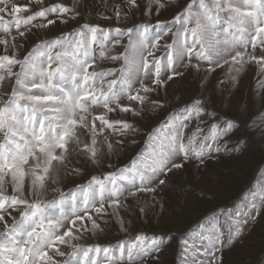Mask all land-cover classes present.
Returning <instances> with one entry per match:
<instances>
[{
	"label": "snow or ice",
	"instance_id": "obj_1",
	"mask_svg": "<svg viewBox=\"0 0 264 264\" xmlns=\"http://www.w3.org/2000/svg\"><path fill=\"white\" fill-rule=\"evenodd\" d=\"M103 4L117 21L140 8L138 0ZM173 6L174 0H146L143 14L158 17ZM86 7V0H72L71 6L0 0V264H162L173 241L181 264H224L225 252L264 214V184L235 214L214 210L178 236L173 230L140 231L115 245L85 242L105 234L109 219L124 233L150 214L162 219L164 206L155 194L172 186L175 173L190 162L199 170L209 160L230 158L244 142L237 135L241 128L264 140V112H253L245 122L247 105L231 91L252 64L264 89V0L186 2L171 21L181 25L182 32L172 35L182 34L183 42L163 45L172 49L166 62L155 51L172 29L150 37L149 24L104 29L84 23L21 54L33 30L83 19ZM123 36L130 37L128 48L113 54L111 47ZM95 45L100 60H120L122 66L96 71ZM189 69L203 72L197 94L151 129L145 149L114 172L92 175L78 186L79 195L43 199L50 184L59 191L63 179L83 175L80 165L113 167L124 138L139 130L112 114H156L167 101L153 94L166 93ZM217 70L224 79L209 90L208 77Z\"/></svg>",
	"mask_w": 264,
	"mask_h": 264
},
{
	"label": "rangeland",
	"instance_id": "obj_2",
	"mask_svg": "<svg viewBox=\"0 0 264 264\" xmlns=\"http://www.w3.org/2000/svg\"><path fill=\"white\" fill-rule=\"evenodd\" d=\"M28 0H16L18 4H25ZM64 2L71 6L72 0H45L46 4ZM87 7L81 11L83 19L69 21L67 24L57 22L56 25L48 29L36 31L30 35L26 41L25 48L21 50L23 55L31 47L41 40H49L60 36L68 35L77 30L84 23L99 24L104 29H127L134 25L149 24L150 37L157 33H162L168 28L172 32L160 41L161 46L155 51V56L162 62H166L167 55L172 49L164 47L165 44H172L174 40L183 42V35L174 37L173 33L182 32L180 24L171 23L173 16L181 10L186 2L190 0H174V6L161 11L157 17L153 14L146 17L144 5L146 0H138L139 9H133L126 20L117 21L110 9H106L103 0H86ZM109 5L118 3L123 6L124 0H108ZM124 11H128L127 8ZM104 12L111 16V19H102L98 15ZM160 22L158 25L157 22ZM70 38V37H69ZM116 37L113 35L112 37ZM120 44L111 47L113 54H123L129 46V36L120 37ZM100 45L94 46V55L97 57L95 70H105L110 68L119 69L122 61H110L99 59ZM259 54V50H258ZM195 63V60H193ZM18 70V69H17ZM258 67L255 64L246 66V70L241 74L239 84L231 88L235 97L247 105L245 122L253 112H264V89H260L257 84ZM203 72L197 73L195 69L186 71L183 79H178L171 83L167 92L162 89L159 96L153 94V98L167 101L166 106L156 114L146 112L141 117H133L131 114L120 113L112 114L113 118L127 119L139 130L134 136L124 138L125 145L123 152L117 157L112 158L113 167L101 166L92 168L84 166L83 175L63 179L58 185L59 191H53L56 187L49 185V190L43 197L44 200L60 199L61 195L70 199L72 193L80 194L79 185H85L92 175L101 176L102 173L114 172L116 168L122 167L134 157L138 152L146 148L145 140L152 128L159 126L162 121H166L169 113L179 109L188 101L190 96L196 93L200 77ZM112 77H109L111 79ZM221 79H224V72L217 70L208 77L209 90ZM219 111V106H217ZM207 121V117L205 118ZM201 127H206L201 124ZM244 138V142L239 145V151L231 154L230 158L222 157L219 161L209 160L206 166L197 170L195 161L186 165V168L175 173L173 176L174 184L164 187L155 194L156 201L164 206L163 218L154 217L152 214L145 220L137 219L131 231L124 233L119 230L117 223L109 219V227L105 234L97 238H89L85 243L90 245L100 244L101 246L115 245L120 241L132 239L137 232L144 231L149 234L153 232H167L173 230L178 236L179 233L191 228L205 214H211L214 210L224 209L235 214L241 210L246 202L245 198H250L251 193L256 190L258 185L264 184V140L259 134L253 135L247 127L241 128L237 134ZM136 143L132 144L131 140ZM235 144V139L232 141ZM57 167H59L57 165ZM151 203V196L147 197ZM159 211V209H157ZM67 251V249H66ZM162 264H181L179 243L173 241L172 246L166 250L161 257ZM106 264V262H105ZM224 264H264V214L258 222L251 227L244 239L235 245L230 251L224 254Z\"/></svg>",
	"mask_w": 264,
	"mask_h": 264
},
{
	"label": "crops",
	"instance_id": "obj_3",
	"mask_svg": "<svg viewBox=\"0 0 264 264\" xmlns=\"http://www.w3.org/2000/svg\"><path fill=\"white\" fill-rule=\"evenodd\" d=\"M90 165H88V167H89Z\"/></svg>",
	"mask_w": 264,
	"mask_h": 264
}]
</instances>
